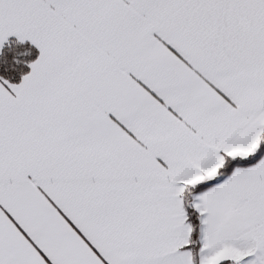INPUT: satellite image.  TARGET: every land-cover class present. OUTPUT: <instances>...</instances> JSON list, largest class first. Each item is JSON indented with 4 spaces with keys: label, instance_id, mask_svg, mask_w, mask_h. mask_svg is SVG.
I'll list each match as a JSON object with an SVG mask.
<instances>
[{
    "label": "snow or ice",
    "instance_id": "6c2138e0",
    "mask_svg": "<svg viewBox=\"0 0 264 264\" xmlns=\"http://www.w3.org/2000/svg\"><path fill=\"white\" fill-rule=\"evenodd\" d=\"M0 264H264V0H0Z\"/></svg>",
    "mask_w": 264,
    "mask_h": 264
}]
</instances>
